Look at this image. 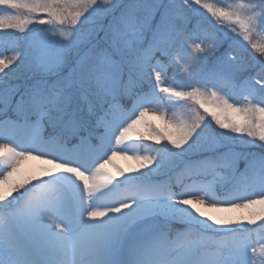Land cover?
<instances>
[{
    "label": "snow or ice",
    "instance_id": "obj_1",
    "mask_svg": "<svg viewBox=\"0 0 264 264\" xmlns=\"http://www.w3.org/2000/svg\"><path fill=\"white\" fill-rule=\"evenodd\" d=\"M0 33V264H264V0H0Z\"/></svg>",
    "mask_w": 264,
    "mask_h": 264
},
{
    "label": "rangeland",
    "instance_id": "obj_2",
    "mask_svg": "<svg viewBox=\"0 0 264 264\" xmlns=\"http://www.w3.org/2000/svg\"><path fill=\"white\" fill-rule=\"evenodd\" d=\"M178 2H182V0H178ZM207 2L213 3L217 7H228L230 5L234 6V5L239 4V3H246L247 0H207ZM201 12H203L204 15L206 17H208L209 20L212 19L210 17V15L206 12V10L201 9ZM55 27H57V29H58V32H57L58 37H60L61 39L70 37L71 33H70L69 26L65 25V26L61 27L59 24H57V25H55ZM262 39H264V37H258L257 38V42H260ZM249 51L251 52V54L253 56L260 58L259 57V53H256V52L252 51L250 48H249ZM0 52H4L3 49L0 48ZM168 76H169V78L173 77V71L172 70L168 71ZM176 76H177V79L175 81H179L178 82L179 85L185 83V80L180 77L179 73H176ZM196 107H198V105ZM164 111H165V114L167 115V112L169 110L168 109H164ZM178 111H179L178 115L180 116V112L181 111L180 110H178ZM182 112L184 113V116L188 115V113L184 109H183ZM158 115H159L158 112H156L154 114V110H150L147 119H149L153 123V126H158L159 129L168 128V126L165 124V122L163 120H159V119L155 118V116H158ZM231 115L232 114L229 113L230 117H231ZM168 130H170V129H168ZM138 131H140L141 134H143L144 129L141 126H138ZM151 147H154V145L151 142H149V141H140V142L133 141V142L127 144V148H128V151H129L130 154H132V153L139 154V153L147 152V151L150 150ZM118 158H120L121 160H124V162L122 164H119L121 167L133 165L135 163L132 160L122 159L120 156H118L117 159ZM117 159H116V163L118 161ZM113 163H115V161H113ZM0 167H2V165H0ZM107 168H108V170H113L114 171V169H112L111 165H108ZM219 215H227V214H219ZM256 238H259V237L258 236L254 237V239H256Z\"/></svg>",
    "mask_w": 264,
    "mask_h": 264
},
{
    "label": "trees",
    "instance_id": "obj_3",
    "mask_svg": "<svg viewBox=\"0 0 264 264\" xmlns=\"http://www.w3.org/2000/svg\"><path fill=\"white\" fill-rule=\"evenodd\" d=\"M41 27H44V26H41ZM10 39H11V37L5 36L3 33H0V47H2L5 50V55L6 56L11 54V52H10V44L8 43V41ZM252 75L255 76V72H253ZM178 82L179 81H175V84L176 85H179ZM225 89L228 91L227 88H225ZM177 90L188 91L187 88H182V87H177ZM232 98L235 99V100H239L241 102L243 101V97H240V96L233 95ZM179 103H180L181 106H183V109L188 113V116L193 115V112H192L193 102L192 101H185V102L184 101H179ZM178 110L179 109H175V110H172V111H168L167 112V115L168 116L175 115L178 119L179 118H184V113L181 111L180 112V116H179L178 115V112H179ZM206 118L208 119L209 122H211V117L210 116L209 117H206ZM212 124H213V127H215L214 122H212ZM163 129H166V128H163ZM254 150L255 151H260L258 148L257 149H254ZM240 167L243 168V162L240 163Z\"/></svg>",
    "mask_w": 264,
    "mask_h": 264
},
{
    "label": "bare ground",
    "instance_id": "obj_4",
    "mask_svg": "<svg viewBox=\"0 0 264 264\" xmlns=\"http://www.w3.org/2000/svg\"><path fill=\"white\" fill-rule=\"evenodd\" d=\"M117 157H118V156H117ZM117 157L114 158L115 160H113V161H115V163H116V159H117ZM117 160H118L117 163H116L117 166H120L119 164H122V163L124 162V160H121L120 158H118ZM29 163H34V162H29Z\"/></svg>",
    "mask_w": 264,
    "mask_h": 264
}]
</instances>
